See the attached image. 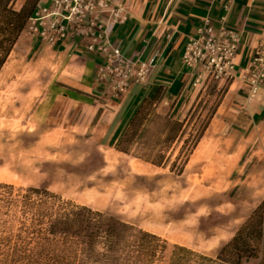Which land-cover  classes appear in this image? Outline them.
<instances>
[{
    "label": "rangeland",
    "instance_id": "374dc122",
    "mask_svg": "<svg viewBox=\"0 0 264 264\" xmlns=\"http://www.w3.org/2000/svg\"><path fill=\"white\" fill-rule=\"evenodd\" d=\"M14 1L17 8L25 2ZM55 48L28 22L0 70V183L15 189L45 187L64 201L105 211L156 234L166 246L150 264H168L174 244L195 253L183 256L184 264H222L216 257L220 247L264 201V125H247L250 115L227 105L231 80L198 75L172 112L165 103L156 110L166 90L161 86L152 99L155 87L131 126H125L119 143L128 149L124 152L113 146V137H102V125H93L97 115L90 120L77 107L67 113L69 105L53 93L56 78L65 75ZM97 94L93 97L98 101L118 97L108 81ZM47 96L45 111L34 113ZM217 109L216 123L208 124L183 163L197 128ZM172 125H177L175 131ZM183 139L187 143L179 151ZM155 159L163 163L150 162ZM2 212L4 208L0 221L9 219L15 231L18 212ZM242 262L257 264L258 259Z\"/></svg>",
    "mask_w": 264,
    "mask_h": 264
},
{
    "label": "crops",
    "instance_id": "0c3cea01",
    "mask_svg": "<svg viewBox=\"0 0 264 264\" xmlns=\"http://www.w3.org/2000/svg\"><path fill=\"white\" fill-rule=\"evenodd\" d=\"M121 2L128 15L123 23L117 22L112 26L109 32L111 44L118 47L125 58L132 60L147 61L156 52L160 53L161 57L145 84L133 83L126 93L115 98L107 96L103 101H98L93 95L104 92L107 86V78L101 74L97 75V69L104 64L105 56L86 50L85 40L79 36H67L57 41L51 48L56 47L55 51L63 57L61 65L65 73L61 74L65 75L56 78L58 83L53 87V93L60 95L61 100L69 105L67 113L72 107H77L88 112L90 120L97 115L93 125H102V137H113V144L129 124L142 99L149 96L155 87L161 85L166 90L162 105L156 110L165 108V103L170 104L171 112L174 111L183 94L187 92L186 87L200 75L197 67L185 66L181 61L188 37L197 34L204 18L218 30L224 17L225 27L240 38L234 68L235 78L231 80L224 99L231 101L227 105L237 114L250 115L247 125H264V92L248 93L240 78L254 46L264 41V0ZM225 5L229 6L228 10L224 8ZM48 98L49 96L40 100L34 113L36 110L45 111ZM92 99L95 102H92ZM41 105L43 109L40 110ZM218 110L209 125L216 123ZM180 111L178 109L177 115Z\"/></svg>",
    "mask_w": 264,
    "mask_h": 264
},
{
    "label": "trees",
    "instance_id": "16d2710c",
    "mask_svg": "<svg viewBox=\"0 0 264 264\" xmlns=\"http://www.w3.org/2000/svg\"><path fill=\"white\" fill-rule=\"evenodd\" d=\"M39 1L43 0H25L17 8L14 0H0V70ZM160 88L161 85L156 87L152 99L156 98ZM214 112L197 128L194 143L183 163L199 143ZM176 126L172 125L171 130L175 131ZM127 128L113 143L124 152L128 149L120 148L119 143L126 136ZM186 143L187 139H183L179 151H183ZM177 157L178 154L175 158L179 159ZM150 162L163 163L160 159ZM0 208H4L2 213L7 215L11 210L18 212V217H13L17 221L15 231L13 225H8L9 219L0 221V264H150L158 249L161 251L166 246L157 242L159 238L154 233L105 211L64 201L45 187L15 189L12 184L0 183ZM188 254L195 253L174 244L168 264H184L183 256ZM198 257L209 258L201 254ZM216 257L222 264H241L249 258L258 259L257 264H264V201L220 247Z\"/></svg>",
    "mask_w": 264,
    "mask_h": 264
},
{
    "label": "built area",
    "instance_id": "2783aa9c",
    "mask_svg": "<svg viewBox=\"0 0 264 264\" xmlns=\"http://www.w3.org/2000/svg\"><path fill=\"white\" fill-rule=\"evenodd\" d=\"M227 5L224 6L228 10ZM128 11L121 0H43L39 1L29 19L30 29L50 46L67 36H79L90 52L105 56L99 71L107 78L114 96L129 90L133 83L145 84L156 66L160 53L147 61L125 58L120 49L111 44L109 32L115 23H123ZM239 35L228 30L224 17L218 30L207 18L190 36L182 54V64L197 67L199 74L222 81L235 78L234 68ZM240 74L250 94L264 92V41L258 42Z\"/></svg>",
    "mask_w": 264,
    "mask_h": 264
},
{
    "label": "bare ground",
    "instance_id": "6f19581e",
    "mask_svg": "<svg viewBox=\"0 0 264 264\" xmlns=\"http://www.w3.org/2000/svg\"><path fill=\"white\" fill-rule=\"evenodd\" d=\"M11 85V84H10ZM8 90H9V88H8ZM11 95H14V94H11ZM5 96H7V95H5ZM9 96V95H8ZM15 104V103H14ZM12 106V105H11ZM13 107V106H12Z\"/></svg>",
    "mask_w": 264,
    "mask_h": 264
}]
</instances>
